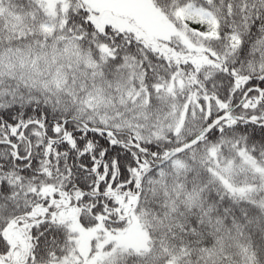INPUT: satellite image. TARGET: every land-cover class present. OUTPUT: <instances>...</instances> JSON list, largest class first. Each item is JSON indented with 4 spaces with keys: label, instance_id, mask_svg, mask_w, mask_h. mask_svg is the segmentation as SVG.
Instances as JSON below:
<instances>
[{
    "label": "snow or ice",
    "instance_id": "1",
    "mask_svg": "<svg viewBox=\"0 0 264 264\" xmlns=\"http://www.w3.org/2000/svg\"><path fill=\"white\" fill-rule=\"evenodd\" d=\"M0 264H264V0H0Z\"/></svg>",
    "mask_w": 264,
    "mask_h": 264
}]
</instances>
